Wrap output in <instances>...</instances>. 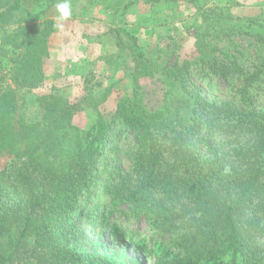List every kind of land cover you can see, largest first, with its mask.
Wrapping results in <instances>:
<instances>
[{"label": "trees", "instance_id": "trees-1", "mask_svg": "<svg viewBox=\"0 0 264 264\" xmlns=\"http://www.w3.org/2000/svg\"><path fill=\"white\" fill-rule=\"evenodd\" d=\"M40 2L0 0V157H8L0 166V264H150L148 255L152 264H264V106L252 88L264 82V18H235L232 0H115V26L86 36L112 41L113 51L70 101L55 86L33 93L55 31ZM181 2L205 24L193 58L175 44L152 45L150 16L139 19L142 39L124 24L140 3L155 13ZM237 35L257 43L250 66L239 59ZM191 66L229 81L230 91H204ZM145 79L163 88L156 108L147 106ZM120 83L113 112H102ZM83 104L95 113L86 129L73 123ZM122 131L132 134L125 148L116 142ZM82 220L107 227L114 244L128 238L145 262L96 245Z\"/></svg>", "mask_w": 264, "mask_h": 264}, {"label": "rangeland", "instance_id": "rangeland-1", "mask_svg": "<svg viewBox=\"0 0 264 264\" xmlns=\"http://www.w3.org/2000/svg\"><path fill=\"white\" fill-rule=\"evenodd\" d=\"M205 1L208 3L206 7H209L226 0ZM232 1L236 2L237 5H233L229 11L235 18L245 16L264 18V0ZM55 3L50 4V0H41L39 6L36 7L37 10L42 12V19H51L54 24L56 23ZM71 3L72 17L64 22L63 30L55 27V31L48 38V52L44 58L45 77L43 83L33 90L34 94L47 93L50 91L51 86H55L56 89L53 92L63 95L70 101L78 99L84 93L82 80L86 72L100 75L103 71L101 68L103 62L97 59L105 51H109L107 53L113 51V47L110 46L112 41H102L101 43L100 41H88L86 36L94 37L98 34H105L109 27L115 26L112 17L115 10V0H71ZM145 8L147 6L142 3L137 7L130 8L126 15L127 22L124 24L136 29L137 35L142 39L146 37V33L143 28H138L141 26L139 19L142 16H150L153 20L156 19L153 24H146L149 31L153 32L150 38L152 45L159 44L161 47H165L175 44V46L177 45L176 54L181 57L189 59L196 55V28L199 31L200 28L205 27V24L199 22V19L195 20L194 8L191 4L181 2L178 5L172 4L171 7L156 6L153 11L155 13H149ZM241 37L237 35L232 39L234 42L239 43V49L243 52L242 55L239 54L240 61L245 66H250L255 57L257 43L250 37ZM190 71L192 80L209 94L222 97L223 93L230 91L232 85L229 81L212 75L206 76L204 73H197L199 68L196 69L194 66L190 67ZM141 83L146 92L147 106L150 109L160 106L163 100L162 86L155 84L154 79H145ZM260 85V87L253 85L252 88L257 92L261 106H264V82ZM122 91H125L124 83L116 85L112 94L100 105V110L106 114L113 112L118 95ZM99 92V88L94 91L96 96ZM34 109V106L29 107L28 112H33ZM94 117L93 108L89 104H83L81 110L74 115L73 123L86 129L91 125ZM131 139L132 134L122 131L116 142L118 146L125 148L131 142ZM7 161V156H1L0 166H3ZM110 221L126 224L122 218H116L114 215L110 217ZM81 223L84 224V230L89 239L96 245L108 244L110 248L117 250L123 257L125 254L127 257L137 258L145 262L137 247L127 245L126 240L128 238L121 243L114 244L107 232V227H104V225L93 227L90 222L85 220H82ZM142 228L146 229V226L142 225ZM144 232L142 230L140 234H147ZM148 258L151 260L150 264H152L154 256L148 255Z\"/></svg>", "mask_w": 264, "mask_h": 264}, {"label": "clouds", "instance_id": "clouds-1", "mask_svg": "<svg viewBox=\"0 0 264 264\" xmlns=\"http://www.w3.org/2000/svg\"><path fill=\"white\" fill-rule=\"evenodd\" d=\"M54 7L56 10L55 27L63 30L64 22L73 15L71 0H57Z\"/></svg>", "mask_w": 264, "mask_h": 264}]
</instances>
